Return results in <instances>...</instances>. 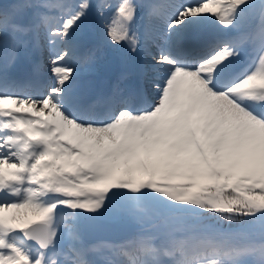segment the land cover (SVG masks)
Returning a JSON list of instances; mask_svg holds the SVG:
<instances>
[{
	"label": "snow or ice",
	"instance_id": "obj_1",
	"mask_svg": "<svg viewBox=\"0 0 264 264\" xmlns=\"http://www.w3.org/2000/svg\"><path fill=\"white\" fill-rule=\"evenodd\" d=\"M0 264H264V0H0Z\"/></svg>",
	"mask_w": 264,
	"mask_h": 264
},
{
	"label": "rangeland",
	"instance_id": "obj_2",
	"mask_svg": "<svg viewBox=\"0 0 264 264\" xmlns=\"http://www.w3.org/2000/svg\"><path fill=\"white\" fill-rule=\"evenodd\" d=\"M117 56L119 57L120 53L119 52H116L112 49H106L104 54H103V57H102V61H101V68L99 69L98 73L97 74H103V68H104V65L109 62V60L111 59V56ZM96 74V75H97Z\"/></svg>",
	"mask_w": 264,
	"mask_h": 264
},
{
	"label": "water",
	"instance_id": "obj_3",
	"mask_svg": "<svg viewBox=\"0 0 264 264\" xmlns=\"http://www.w3.org/2000/svg\"><path fill=\"white\" fill-rule=\"evenodd\" d=\"M116 61H117L116 58L113 57V58H112V61H110V62H111V63H117ZM116 67H118L117 64H116Z\"/></svg>",
	"mask_w": 264,
	"mask_h": 264
},
{
	"label": "trees",
	"instance_id": "obj_4",
	"mask_svg": "<svg viewBox=\"0 0 264 264\" xmlns=\"http://www.w3.org/2000/svg\"><path fill=\"white\" fill-rule=\"evenodd\" d=\"M227 222H225V225H226Z\"/></svg>",
	"mask_w": 264,
	"mask_h": 264
}]
</instances>
